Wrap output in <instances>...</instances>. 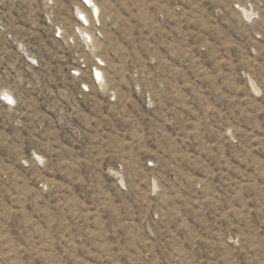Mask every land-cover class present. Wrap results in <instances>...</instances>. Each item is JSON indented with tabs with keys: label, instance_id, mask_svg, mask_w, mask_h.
Masks as SVG:
<instances>
[{
	"label": "rangeland",
	"instance_id": "obj_1",
	"mask_svg": "<svg viewBox=\"0 0 264 264\" xmlns=\"http://www.w3.org/2000/svg\"><path fill=\"white\" fill-rule=\"evenodd\" d=\"M93 1L81 97L83 0H0V264H264V0Z\"/></svg>",
	"mask_w": 264,
	"mask_h": 264
},
{
	"label": "built area",
	"instance_id": "obj_2",
	"mask_svg": "<svg viewBox=\"0 0 264 264\" xmlns=\"http://www.w3.org/2000/svg\"><path fill=\"white\" fill-rule=\"evenodd\" d=\"M49 4L53 2L50 1ZM83 8L87 11L81 9L82 13L76 12L77 24L72 33H68L62 24L56 23L49 14H46L47 21L55 39L69 47L80 45L89 54L87 56L83 51L72 54L70 72L78 80L79 96H89L97 91L110 95L106 74L107 62L95 49L96 40L102 35L98 29L100 9L94 7L93 0H83ZM0 99L6 106L16 105L15 98L8 93L4 92Z\"/></svg>",
	"mask_w": 264,
	"mask_h": 264
}]
</instances>
